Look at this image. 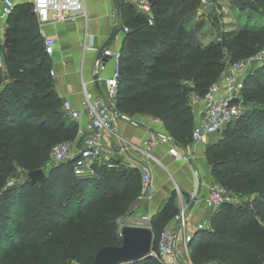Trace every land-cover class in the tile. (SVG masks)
<instances>
[{
    "label": "trees",
    "instance_id": "obj_1",
    "mask_svg": "<svg viewBox=\"0 0 264 264\" xmlns=\"http://www.w3.org/2000/svg\"><path fill=\"white\" fill-rule=\"evenodd\" d=\"M147 1L150 15L120 0L127 30L118 49L115 106L160 119L185 145L193 125L190 93L202 95L228 63L264 48V0H230L262 16L257 26L233 28L223 20L228 9L219 2L207 13L200 10V0ZM33 17L29 6L15 3L3 32L0 264H92L98 248L120 244L117 218L139 194V173L96 162L93 173L75 175L70 162H58L47 168L42 181L26 176L6 186L16 166L25 171L43 168L51 146L73 140L76 131L51 88ZM209 21L217 32L202 42ZM241 94L245 103L255 105L224 125L205 144L204 156L231 198L249 196L224 200L208 224L193 231L188 245L195 264L219 251L228 255L230 264H264V62L245 72ZM171 196L150 216L152 246L175 213L170 214L176 210ZM123 264L165 263L150 254Z\"/></svg>",
    "mask_w": 264,
    "mask_h": 264
},
{
    "label": "built area",
    "instance_id": "obj_2",
    "mask_svg": "<svg viewBox=\"0 0 264 264\" xmlns=\"http://www.w3.org/2000/svg\"><path fill=\"white\" fill-rule=\"evenodd\" d=\"M18 1L30 4L36 17L37 31L42 40L44 54L51 55L56 44L55 38L49 36L45 24L55 21L74 20L85 14V0H0V16L6 17ZM131 2L142 13L150 15V6L147 0H124ZM211 0H200L201 10ZM121 31L127 30L126 26ZM114 60V68L111 74L105 78L104 92H95L83 88L80 107L75 108L71 101L63 99L61 108L63 115L73 120L76 124L75 137L71 141H60L53 144L49 151V157L54 163L70 162L75 175L93 173V165L99 162L103 154L109 153L104 145V135L116 138L118 133L116 117L113 112L116 100V90L119 77L118 59L119 52L111 54ZM258 54L246 59L234 60L228 63L216 80H214L202 95L193 94L191 107L194 123L191 129L190 142L184 149L167 132H162L150 123L158 118H150L146 126V137L143 144L136 147L137 157H133L127 164L123 161L116 164L108 162V167H120L128 165L137 169L140 179L141 196L149 198L153 193L152 170L150 161L154 160L151 151L158 146H166V151L174 160L188 158L191 147L197 143H207L208 137L217 133L227 123L233 121L244 110L246 103L241 94L242 79L245 72L252 64L259 60ZM4 68L2 56H0V69ZM50 75H54L52 69ZM74 145V146H72ZM124 149V145H119ZM187 151V152H186ZM191 202L202 199L205 207L215 210L224 200L231 198L226 189L216 180L206 184V191L200 197L193 190L189 193ZM188 208L180 207L164 224L156 236L155 246L150 249V254L163 261L165 264H190L180 262V255L189 254L188 242L191 233L203 226L200 223H190ZM196 224V223H195Z\"/></svg>",
    "mask_w": 264,
    "mask_h": 264
},
{
    "label": "crops",
    "instance_id": "obj_3",
    "mask_svg": "<svg viewBox=\"0 0 264 264\" xmlns=\"http://www.w3.org/2000/svg\"><path fill=\"white\" fill-rule=\"evenodd\" d=\"M216 2L222 3L223 9H228L227 15H229V7H231V4L228 5L226 0H211L213 7ZM16 3H24L30 7V11L32 12L29 3L24 1H18ZM33 18V31L38 34L35 15ZM193 22L194 18H192L187 26L192 27ZM225 22L230 23L229 28L234 27L232 21L228 20ZM6 24L7 16H0V43L2 44ZM122 24L120 9L119 12L116 11L113 0H85V14L78 16L74 20H62L45 24L44 27L47 34L55 38L56 44L51 55L45 54L46 60L44 67L47 69L51 81V88L61 100V104L63 99L66 98L71 101L75 108L80 107L83 88L98 93L104 92L105 78L111 74L114 68V60L111 54L114 51H118L121 45L123 35L121 31ZM204 24L208 28L210 23L206 22ZM113 26H117L119 32L103 51V53H108L109 57L104 61L100 59L96 60L98 47L105 40ZM38 36L42 44L41 37L39 34ZM206 39L202 38L201 40L204 42ZM3 52L0 53L2 57ZM50 69L54 71V75H50ZM94 73H96L98 87L94 83ZM193 94L191 92L190 97ZM113 112L115 113L117 121L118 133L116 138L109 135V133H105L104 145L110 152L107 154L104 153L103 157L99 159V162L106 166L108 162L116 164L117 162L123 161L127 164L133 157H137L136 147L143 144L144 138L146 137V126L148 125V121L150 123V118H152L151 115L145 112H122L116 106L113 108ZM66 119L71 120L68 117ZM150 124L162 132L169 133L160 119ZM216 134L218 136V132ZM209 138L210 136L208 137V141H210ZM178 144L184 149L185 145ZM119 145H124L125 148L121 149ZM204 149L205 143H197L191 147L189 153L186 151L189 154L188 158L176 160L170 157L164 145L158 146L151 151L154 160L150 161V165L154 177L152 175L153 193L147 198V206L150 213L166 197L167 191H173L175 187L184 196H187L191 190L197 193L198 197L205 193L206 184L215 179L206 163ZM153 163L162 165L163 167L166 166V176L159 177L156 171L152 169ZM179 198L175 200L176 204L174 203L176 208L178 207V201L182 197ZM202 207L207 208L201 197L196 199L194 203L192 201L190 210L195 215L191 216V220L201 215Z\"/></svg>",
    "mask_w": 264,
    "mask_h": 264
},
{
    "label": "rangeland",
    "instance_id": "obj_4",
    "mask_svg": "<svg viewBox=\"0 0 264 264\" xmlns=\"http://www.w3.org/2000/svg\"><path fill=\"white\" fill-rule=\"evenodd\" d=\"M226 1H227V4L230 5V2H229L230 0L229 1L226 0ZM134 8H135V10H137V8L135 6H134ZM261 19H262V16H261V14H259V12L256 9H254L250 6H245V5L239 6V4L234 6L232 3H231V7H229V16L223 18V20H225V21H228V20L232 21V23L234 24V27L241 26V25L257 26L259 24V22L261 21ZM208 23H210L209 27L207 28L205 25L203 28V29H206V31H207L206 35L204 36V39L212 37L213 35H215V32H217L215 25H213L212 22H210V21ZM227 25H230V23H227ZM257 54L260 58H259V60L255 61L252 64V66H251L252 68L261 64L262 62H264V48L259 50L257 52ZM253 105H255V103H253V102L246 103V105L244 106V109L249 108ZM234 121H232L231 123H234ZM216 137H217V134L213 133L212 135H210L209 139L213 140ZM72 146H74V145H72ZM185 162H188V161H185ZM52 164H55V163L53 160H51V158L49 157V154H48L47 159H46V164L43 167L44 171H46L47 168ZM161 166L156 164V163H153L152 169H154L156 171V174H158L159 177L164 176V175L166 176V172H167L166 166H164V167L163 166L161 167ZM112 168L117 169L116 167H112ZM118 168H130V166H128L126 164H124V165L122 164ZM26 172L27 171L22 170L21 168L16 166L14 168V171L8 176L6 186L23 180L27 176ZM152 175L154 177L153 170H152ZM189 193L190 192H188L187 196H184L178 189H176V187L173 189V191L168 190L166 197H164V199L161 200V202L158 204L157 208L154 211H152V213H150V211L148 209L147 198L141 196V194H138L136 196V198L134 199L133 203L126 209V212L117 218V223H118V225H120L122 223H127V224H137V225H148V226H150L149 225V221H150L149 219H150L151 214H153L159 208H161L165 199L170 197V195H172L171 197H172L173 203H175V200H177V198L182 197V199L178 201V207L176 208V210H173L172 212H170V214L177 211V209H179L180 207H183V208H188V210L190 211V215L193 216L195 214H193L194 212L190 210L191 205H192V202H191L192 199L190 198ZM248 196H249L248 194L233 195L231 198V201H233V202L243 201ZM197 207L199 208V206H197ZM201 210H202L201 215L199 214L200 216H196L192 220H191V216H190V223H192L194 225H198V223H200L203 226L208 224L209 217H210L211 212L213 210H211L210 208H203V207L201 208ZM152 232H153V237H154L153 229H152ZM179 257H180V262H182V263L184 262V263L195 264L194 261L192 260V256H191L190 251H189V254L187 257H186V255H183V254H181ZM202 264H230V259L225 252L219 251V252L214 253L213 256L209 257L207 259V261L203 262Z\"/></svg>",
    "mask_w": 264,
    "mask_h": 264
},
{
    "label": "water",
    "instance_id": "obj_5",
    "mask_svg": "<svg viewBox=\"0 0 264 264\" xmlns=\"http://www.w3.org/2000/svg\"><path fill=\"white\" fill-rule=\"evenodd\" d=\"M113 1L116 11L119 12L120 0ZM212 8L213 5L210 2L205 5V11L207 13L210 12ZM118 32L119 28L117 26L111 28L105 40L98 47L96 60L100 59L104 61L109 57V54L103 53V51ZM3 50L4 46L0 43V53L3 52ZM93 78L96 87H98L96 73L93 74ZM189 90L191 91L192 88H189ZM27 176L33 182L42 181L46 173L43 168L39 167L28 170ZM118 233L120 236V244L104 245L98 248L94 254L92 264H123L150 255L153 240V232L150 226L122 223L118 227ZM192 235L193 232L191 233V236Z\"/></svg>",
    "mask_w": 264,
    "mask_h": 264
}]
</instances>
